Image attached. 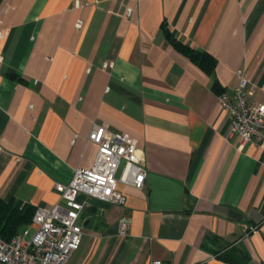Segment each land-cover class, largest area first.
I'll return each mask as SVG.
<instances>
[{
	"label": "crops",
	"instance_id": "obj_1",
	"mask_svg": "<svg viewBox=\"0 0 264 264\" xmlns=\"http://www.w3.org/2000/svg\"><path fill=\"white\" fill-rule=\"evenodd\" d=\"M0 29L1 199L60 202L55 185L94 160L93 124L133 137L146 171L119 185L124 205L79 196L71 262L264 264V154L229 136L217 100L243 70L264 102V0H0Z\"/></svg>",
	"mask_w": 264,
	"mask_h": 264
},
{
	"label": "built area",
	"instance_id": "obj_2",
	"mask_svg": "<svg viewBox=\"0 0 264 264\" xmlns=\"http://www.w3.org/2000/svg\"><path fill=\"white\" fill-rule=\"evenodd\" d=\"M81 26L79 20L76 27ZM7 35V29H0V40ZM112 67L113 63H105L102 69ZM237 75L239 81L235 88L217 96L220 107L230 118L229 136L258 146L264 154V102L249 101L255 86L243 70H238ZM87 140L97 147L91 166L75 168L68 184L55 185L60 202L50 208H36L28 227L8 241L0 238V264H79L71 262L84 234L79 223L83 210L79 196L124 205L126 198L119 190L120 184L143 188L146 171L133 137L111 131L103 124H93ZM129 226V217L120 218L118 235L124 236Z\"/></svg>",
	"mask_w": 264,
	"mask_h": 264
},
{
	"label": "trees",
	"instance_id": "obj_3",
	"mask_svg": "<svg viewBox=\"0 0 264 264\" xmlns=\"http://www.w3.org/2000/svg\"><path fill=\"white\" fill-rule=\"evenodd\" d=\"M169 43L180 53L188 57L193 63L210 73L215 66V60L208 53L196 50L178 40L168 29L165 30ZM30 204L6 201L0 198V238L8 241L25 227H27L35 212Z\"/></svg>",
	"mask_w": 264,
	"mask_h": 264
},
{
	"label": "rangeland",
	"instance_id": "obj_4",
	"mask_svg": "<svg viewBox=\"0 0 264 264\" xmlns=\"http://www.w3.org/2000/svg\"><path fill=\"white\" fill-rule=\"evenodd\" d=\"M25 228H26V227H25ZM25 228H24V229H25Z\"/></svg>",
	"mask_w": 264,
	"mask_h": 264
}]
</instances>
